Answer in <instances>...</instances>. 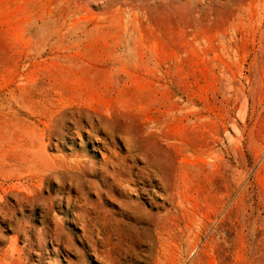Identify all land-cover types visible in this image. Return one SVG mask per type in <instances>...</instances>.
<instances>
[{
  "label": "rangeland",
  "instance_id": "obj_1",
  "mask_svg": "<svg viewBox=\"0 0 264 264\" xmlns=\"http://www.w3.org/2000/svg\"><path fill=\"white\" fill-rule=\"evenodd\" d=\"M0 264H264V0H0Z\"/></svg>",
  "mask_w": 264,
  "mask_h": 264
},
{
  "label": "bare ground",
  "instance_id": "obj_2",
  "mask_svg": "<svg viewBox=\"0 0 264 264\" xmlns=\"http://www.w3.org/2000/svg\"><path fill=\"white\" fill-rule=\"evenodd\" d=\"M82 19H83V18H82ZM255 26H256V25H255ZM171 53H172V52H171ZM209 70H210V69H209ZM210 73H211V72H210ZM207 74H208V72H207ZM216 86H217V85H216ZM79 111H80V110H79ZM88 113H90V112H88ZM75 115H76V114H75ZM89 115H90V114H89ZM81 116H82V115H81ZM86 116H88V115H86ZM185 116H186V115H185ZM88 117H89V116H88ZM88 117H87V118H88ZM94 117H95V116H94ZM79 118H80V116H79ZM84 118H85V120H86V117H84ZM75 119H76V118H75ZM75 119H74L73 121H75V124H76V122H77L78 120H80V119H78L77 121H76ZM88 119H89V118H88ZM70 120H71V119H70ZM79 122H80V121H79ZM93 123H94V122H93ZM80 124H81V123H80ZM90 124H91V122H90ZM77 125H79V124H77ZM82 125H83V124H82ZM184 126H185V125H184ZM77 127H78V126H77ZM84 127H85V126H84ZM176 127H177V125H176ZM81 128H82V126H81ZM91 128H92V126H91ZM69 129H70V128H69ZM76 129H77V128H76ZM78 129H79V127H78ZM96 129H97V128H96ZM177 129H178V128H177ZM177 129H176V130H177ZM184 129H185V128H184ZM184 129H183V130H184ZM79 130H80V129H79ZM79 130H78V131H79ZM88 130H89V129H88ZM176 130H175V131H176ZM180 130H181V129H180ZM71 131H73V130H71ZM71 131H70V132H71ZM80 131L82 132V130H80ZM92 131H93V130H92ZM176 132H178V130H177ZM182 133H183V132H182ZM74 134H75V133H73V135H74ZM178 134H179V133H178ZM69 135H70V134H69ZM77 135H78V134H77ZM93 135H94V134H93ZM182 135H183V134H182ZM71 136H72V135H71ZM179 136H180V135H179ZM183 136H184V135H183ZM183 136H182V137H183ZM180 137H181V136H180ZM114 155H115V154H114ZM118 155H119V154H118ZM183 193H184V192H183ZM184 194H185V193H184ZM186 195H187V193H186ZM187 196H188V195H187ZM184 197H186V196L184 195ZM188 197H189V196H188ZM189 198H190V197H189ZM180 199H181V198H180ZM182 199H183V198H182ZM186 199H187V198H186ZM186 199L184 198V200H185V203L183 202L184 204H186ZM187 200H188V199H187ZM179 201H180V200H179ZM181 201H182V200H181ZM178 203H179V202H178ZM181 204H182V203H181ZM193 205H194V204H193ZM184 206H185V205H184ZM186 206H190V205H187V204H186ZM191 208H192V207H191ZM194 208H195V207H194ZM181 209H182V208H181ZM188 209H189V208H188ZM198 209H199V208H198ZM190 210H191V209H190ZM192 210H193V209H192ZM194 211H195V210H194ZM196 211H197V210H196ZM192 212H193V211H192ZM182 213H183V211H182ZM199 213H200V212H199ZM186 215H187V214H186ZM193 215H194V214H193ZM195 217H196V216H195ZM197 218H199V217H196V220H197ZM193 220H195V219H193ZM196 220H195V221H196ZM198 220H199V219H198ZM200 220H201V219H200ZM200 222H201V221H200ZM202 222H203V221H202ZM202 222H201V223H202ZM195 223H196V222H195ZM198 223H199V221H198ZM198 223H197V224H198ZM203 224H204V223H203ZM195 225H196V224H195ZM200 226H201V224H200ZM200 226H199V224H198V227H200ZM198 227H197V228H198ZM203 227H205V226H202V227H201L202 230L204 229ZM198 230H199V229H198ZM198 232H199V231H198ZM199 233H200V232H199ZM193 234H194V233H193ZM190 238H191V237H190ZM193 238H194V237H193ZM193 238H192V239H193ZM195 238H196V237H195ZM212 238H213V237H212ZM191 242H192V241H191ZM192 244H193V242H192ZM193 245H194V244H193ZM189 246H190V245H189ZM197 247H198V246H197ZM187 250H188V245H187ZM191 250H192V249H191ZM194 251H195V250H194ZM194 251H193V252H194ZM190 257H191V256H190ZM191 258H192V257H191ZM184 263H185V262H184Z\"/></svg>",
  "mask_w": 264,
  "mask_h": 264
}]
</instances>
